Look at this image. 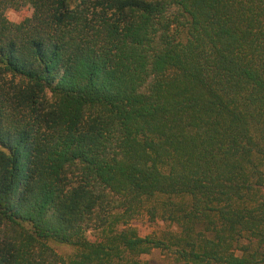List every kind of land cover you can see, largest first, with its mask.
I'll use <instances>...</instances> for the list:
<instances>
[{"label": "trees", "instance_id": "16d2710c", "mask_svg": "<svg viewBox=\"0 0 264 264\" xmlns=\"http://www.w3.org/2000/svg\"><path fill=\"white\" fill-rule=\"evenodd\" d=\"M155 251L264 264V0H0V264Z\"/></svg>", "mask_w": 264, "mask_h": 264}, {"label": "rangeland", "instance_id": "374dc122", "mask_svg": "<svg viewBox=\"0 0 264 264\" xmlns=\"http://www.w3.org/2000/svg\"><path fill=\"white\" fill-rule=\"evenodd\" d=\"M26 9H14L10 8L7 10V17L13 22H20L26 15ZM132 224L137 227L141 235H147L154 231H160L166 228V224L158 220L154 223L150 222L148 217L143 214L138 216L132 221ZM89 238L95 239L96 233L91 230L88 233ZM51 245L63 255H70L75 252V249L72 246L66 244H60L57 242H51ZM146 258H151L155 264H168L167 258H165L160 251H155L151 256H145Z\"/></svg>", "mask_w": 264, "mask_h": 264}]
</instances>
